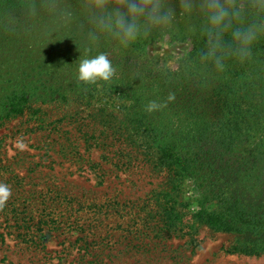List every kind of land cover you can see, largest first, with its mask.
<instances>
[{"label":"rangeland","instance_id":"obj_1","mask_svg":"<svg viewBox=\"0 0 264 264\" xmlns=\"http://www.w3.org/2000/svg\"><path fill=\"white\" fill-rule=\"evenodd\" d=\"M9 1L8 12L20 14L28 40L17 42L16 53L2 63L15 64L19 53L17 61L32 67V54L48 49L49 41L39 47L41 36L53 35L51 24H68L77 28L83 48L75 52L63 44L50 51L42 71L53 95L86 89L76 65L89 47L107 52L117 72L111 82L97 83L104 90L91 101L47 102L0 124V183L12 189L0 204V264H264V253L233 251L232 233L194 216L195 184L174 178L106 94L123 81L157 96L159 71L175 70L191 41L171 40L163 31L128 47L110 37L93 45L91 25L82 18L91 0H0V7ZM11 40L15 44L16 36ZM185 103L168 105L165 123L192 122Z\"/></svg>","mask_w":264,"mask_h":264},{"label":"trees","instance_id":"obj_2","mask_svg":"<svg viewBox=\"0 0 264 264\" xmlns=\"http://www.w3.org/2000/svg\"><path fill=\"white\" fill-rule=\"evenodd\" d=\"M12 7L10 1L9 6L0 7V42L8 40L5 48L0 45V124L47 102L91 101L100 94L99 90H104L98 84L83 85L85 92L57 90L53 95L55 89L47 83V72L42 70L51 58V50L57 52L63 44L75 52L83 48L82 36L73 25L63 24L59 28L51 24L53 35L41 36L39 47L49 41L48 49L44 54H32V67L17 61L19 53L15 64L2 63L11 60L9 57L18 50L17 42L20 45L22 38L28 40V36L21 35L20 14L8 12ZM82 11L89 26L87 10ZM198 23L196 17L179 16L175 27L167 30L171 40L189 39L191 49L175 70L159 71L163 83L156 93L161 98L174 94L170 106L177 100L186 101L184 108L192 122H186L184 127L175 126L165 123L162 112H146L143 105L148 96L141 86L136 88L119 81V85H113L114 92H107L106 97L117 99L134 134L150 142L159 161L174 178L190 179L195 184L197 219L232 233L233 251L264 253V38L257 42L247 63L230 60L226 72L217 74L201 59L206 40L196 28ZM12 34L16 36L15 44L11 40L14 35L7 39ZM153 38L152 33L141 39L147 43Z\"/></svg>","mask_w":264,"mask_h":264},{"label":"clouds","instance_id":"obj_3","mask_svg":"<svg viewBox=\"0 0 264 264\" xmlns=\"http://www.w3.org/2000/svg\"><path fill=\"white\" fill-rule=\"evenodd\" d=\"M87 15L93 45L110 37L125 47L153 32L173 29L178 16L196 17V28L206 40L201 59L217 74L226 72L230 60L247 63L264 38V0H91ZM116 72L109 54L93 52L92 47L76 65V79L84 85L111 82ZM173 99L171 93L146 97L143 107L148 113L163 112ZM11 195V187L0 183V204Z\"/></svg>","mask_w":264,"mask_h":264}]
</instances>
